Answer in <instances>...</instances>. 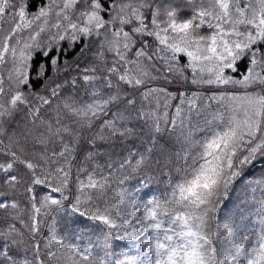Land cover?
I'll return each mask as SVG.
<instances>
[{
    "label": "snow or ice",
    "instance_id": "obj_1",
    "mask_svg": "<svg viewBox=\"0 0 264 264\" xmlns=\"http://www.w3.org/2000/svg\"><path fill=\"white\" fill-rule=\"evenodd\" d=\"M30 4L0 0V264H264V173L218 215L264 164V0ZM37 53L48 62L33 74ZM139 122L143 152L102 150ZM153 166L165 190L133 199L126 183L148 188ZM62 215L98 231L67 240Z\"/></svg>",
    "mask_w": 264,
    "mask_h": 264
},
{
    "label": "trees",
    "instance_id": "obj_2",
    "mask_svg": "<svg viewBox=\"0 0 264 264\" xmlns=\"http://www.w3.org/2000/svg\"><path fill=\"white\" fill-rule=\"evenodd\" d=\"M44 2L43 0H31L29 11H35L37 8L41 5V3ZM79 46L77 49L73 52L67 53L66 58L71 61L75 59L76 52H78ZM64 57H62L63 59ZM48 58H45L42 54L37 53L34 55V66H33V74L35 73V66L40 63H47ZM243 68V65H241ZM48 75H53L54 72L49 66L48 68ZM71 75H75V73H70ZM34 86L37 89H42V82L33 80ZM160 86L169 88L171 91L175 92L178 90H191L190 86L185 85L181 81H177L173 84H167L164 81L158 82ZM17 119H20V117H17ZM138 135L132 139L126 140L124 142L117 141L114 145H104L102 146V150L104 151H110L113 154V159H119L123 157L124 155H127V153L131 150L134 152H143L145 148L148 146V139H149V130L146 126H144L143 122H139L136 124ZM87 136L85 137V139ZM160 144L164 145L165 148H167L171 152H176L180 149V145L176 143L175 138L173 136H170L168 132H163L159 137ZM87 144L82 145L81 150H86ZM159 153H153V158L158 156ZM99 162L101 164H104L106 166L107 158L104 156H101L99 158ZM264 164L258 163L254 167H250L244 174V177L237 181L234 188L229 194L228 199L224 202V204L221 207V210L219 212V217L223 219L226 217L229 213H231L235 206L241 201L243 198V192L242 188L244 184H246L249 180L254 178H259L261 174L263 173ZM151 175L153 176V179L149 181L148 188L142 189L139 192H137V189L139 188V182L141 180L140 176L133 177L130 179L125 187H127L131 193L132 198L136 200H147L151 198L153 195H159L163 190L166 188V178L161 175L159 169H157L155 166L151 168L150 170ZM122 175V174H121ZM143 176V174H141ZM87 229L86 235H94L96 231H98L97 226H94L91 222L87 221L85 218H78L76 216L68 217L67 215H62L59 218L57 229H58V235L65 236L67 240H71L72 236L71 233H73L76 229ZM46 234V230H45ZM76 243L83 244L85 241H74ZM114 250L119 252L122 249H125L126 246L123 241H114L113 242Z\"/></svg>",
    "mask_w": 264,
    "mask_h": 264
},
{
    "label": "rangeland",
    "instance_id": "obj_3",
    "mask_svg": "<svg viewBox=\"0 0 264 264\" xmlns=\"http://www.w3.org/2000/svg\"><path fill=\"white\" fill-rule=\"evenodd\" d=\"M44 2H46V0H43ZM179 151V150H178ZM263 173H264V169H263ZM124 242V244H125V246H126V248L128 247V243L127 242H125V241H123ZM131 254H134V253H131Z\"/></svg>",
    "mask_w": 264,
    "mask_h": 264
}]
</instances>
